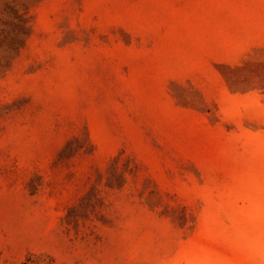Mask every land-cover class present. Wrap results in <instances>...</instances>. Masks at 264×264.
<instances>
[{"label": "rangeland", "instance_id": "374dc122", "mask_svg": "<svg viewBox=\"0 0 264 264\" xmlns=\"http://www.w3.org/2000/svg\"><path fill=\"white\" fill-rule=\"evenodd\" d=\"M0 264H264V0H0Z\"/></svg>", "mask_w": 264, "mask_h": 264}]
</instances>
